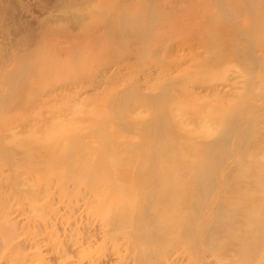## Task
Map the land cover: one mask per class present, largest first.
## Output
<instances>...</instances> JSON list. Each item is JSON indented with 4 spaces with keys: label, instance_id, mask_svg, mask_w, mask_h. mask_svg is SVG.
I'll return each instance as SVG.
<instances>
[{
    "label": "rangeland",
    "instance_id": "obj_1",
    "mask_svg": "<svg viewBox=\"0 0 264 264\" xmlns=\"http://www.w3.org/2000/svg\"><path fill=\"white\" fill-rule=\"evenodd\" d=\"M212 185L206 202L264 194V0H0V264H264L249 245L176 246L174 205L142 207L152 190Z\"/></svg>",
    "mask_w": 264,
    "mask_h": 264
},
{
    "label": "bare ground",
    "instance_id": "obj_2",
    "mask_svg": "<svg viewBox=\"0 0 264 264\" xmlns=\"http://www.w3.org/2000/svg\"><path fill=\"white\" fill-rule=\"evenodd\" d=\"M166 2H170V0H166ZM173 3H174V1H173ZM163 5H165V3L163 2ZM222 5H225L224 3L222 4ZM221 5V6H222ZM229 6H230V4H229ZM227 7H228V5H227ZM147 9V8H146ZM164 9V8H163ZM145 10V9H144ZM165 10V9H164ZM239 10V9H238ZM123 11V10H122ZM149 11V10H148ZM147 11V12H148ZM143 12V11H142ZM147 12H145L146 14H149L150 15V17L152 16V17H154L155 18V20H156V18H159V19H162L164 16H162V14H164L165 13V11H163V10H156V9H153L150 13H147ZM190 12V11H189ZM119 13V12H118ZM144 13V12H143ZM193 13V12H192ZM239 13V12H238ZM238 13H236V14H238ZM116 15V14H115ZM142 15V14H141ZM144 15V14H143ZM142 15V16H143ZM161 15V16H160ZM190 15V17H191V14H189ZM230 15V14H229ZM109 16V15H108ZM108 16H107V18H108ZM111 16V15H110ZM125 16H126V14H125ZM166 16V15H165ZM197 16H199V15H197ZM230 16H232V13H231V15ZM235 16H237V15H235ZM114 17V16H113ZM134 17H135V15H134ZM161 17V18H160ZM168 17V16H167ZM167 17H165V18H167ZM125 18V17H124ZM142 18V17H141ZM143 18L144 19H146L144 16H143ZM143 18H142V21L141 22H143ZM148 18V17H147ZM189 18V17H188ZM198 18V17H197ZM201 18V17H200ZM109 19V18H108ZM114 19V18H113ZM164 19V18H163ZM192 19H194V17L192 18ZM110 20H111V18H110ZM126 20H127V18H126ZM158 20V19H157ZM180 20V19H179ZM201 20V19H200ZM107 21V20H106ZM139 21V20H138ZM146 21V20H145ZM144 21V22H145ZM168 21V20H167ZM183 21V20H182ZM113 22V21H112ZM143 22V23H144ZM152 22H153V20H152ZM152 22L150 23V24H152ZM155 22V21H154ZM159 22H160V20H159ZM180 22V21H179ZM178 22V23H179ZM111 23V22H110ZM140 23V22H139ZM143 23H141L140 25H142ZM147 24H149V22H146ZM108 24V23H107ZM112 24V23H111ZM126 24H127V21H126ZM129 24H130V22H129ZM134 25V24H133ZM139 25V24H138ZM137 25V26H138ZM145 25V24H144ZM124 26V25H123ZM130 26H132V25H130ZM129 26V28H132V27H130ZM143 26V25H142ZM135 27V26H134ZM139 27V26H138ZM159 28V27H158ZM136 29V28H135ZM134 29V30H135ZM160 29V28H159ZM196 29V28H195ZM120 30H121V27H120ZM138 30V31H137ZM139 30L140 29H136V31L137 32H139ZM190 30H192L191 28H190ZM143 31V30H142ZM141 31V33H138V34H136L137 35V37H140V35L141 36H144V34L142 35V32ZM145 31H148V30H145ZM107 32V31H106ZM193 32V31H192ZM116 33V32H115ZM125 33V32H124ZM148 32H145V34L146 35H149V34H147ZM156 33V32H155ZM107 34V33H106ZM140 34V35H139ZM109 35H111V34H109ZM132 35V34H131ZM158 35V34H157ZM157 35H156V37H157ZM161 35V34H160ZM164 36V35H163ZM106 37H108V36H106ZM146 37V36H145ZM111 38H112V36H111ZM111 38H109L110 40H112ZM164 38V37H163ZM163 38H160L159 37V39H161V40H155V42L156 41H160V47H162V48H159V54H157V56H159L158 58H161L162 56H161V54H165L166 53V50L168 49H166L165 48V46H163L164 44L162 43V39ZM139 39V38H138ZM141 39H143L142 37H141ZM166 39V38H165ZM113 40H115V39H113ZM154 42V41H153ZM156 44H158V42L156 43ZM76 47V46H75ZM75 47H72L73 49L75 48ZM65 48V47H64ZM63 48V49H64ZM165 50V51H164ZM165 52V53H164ZM44 55V54H43ZM100 58V57H99ZM102 58V57H101ZM84 59H86V54H85V57H84ZM163 60V59H162ZM108 61V60H107ZM111 61V60H110ZM86 62V61H85ZM106 62V61H105ZM106 64H107V62H106ZM109 64V63H108ZM169 64V63H168ZM111 65H112V63H111ZM169 65H171V64H169ZM41 66V65H40ZM105 66V65H104ZM104 66H102V67H104ZM113 66V65H112ZM168 66V65H167ZM38 67V66H37ZM47 67V66H46ZM99 68L98 69H100V66H98ZM110 66H106V68H105V70H107L108 68H109ZM38 68H40V67H38ZM43 68V67H42ZM48 68V67H47ZM46 68V69H47ZM54 68V67H53ZM167 68V67H166ZM49 69V68H48ZM47 69V70H48ZM59 69V68H58ZM67 69V68H66ZM76 69V68H75ZM78 69V68H77ZM80 69H81V67H80ZM103 69V68H102ZM110 69H112V68H110ZM38 70V69H37ZM44 70V73H45V69H43ZM74 70V69H73ZM109 70V69H108ZM107 70V71H108ZM170 70V69H169ZM54 71V70H53ZM56 71H57V69H56ZM59 71V70H58ZM80 71V70H79ZM111 71V70H110ZM163 71V70H162ZM167 71H168V69H167ZM39 72H40V77L42 76V74H41V72L42 71H40V69H39ZM48 72V71H47ZM46 72V73H47ZM55 72V71H54ZM98 72V71H97ZM105 72V71H104ZM164 72V71H163ZM162 72V73H163ZM51 73H52V71H51ZM76 73V72H75ZM99 73V72H98ZM160 73V72H159ZM54 74H58V73H54ZM53 73H52V76L54 75ZM88 74V73H87ZM102 74V73H101ZM107 74V73H106ZM150 74V73H149ZM166 74V73H165ZM49 75V74H48ZM47 75V77H51L50 75L48 76ZM82 75V74H81ZM83 76V75H82ZM105 76V75H104ZM103 76V77H104ZM165 76V75H164ZM45 77H46V75H45ZM85 77V76H84ZM31 79V78H30ZM72 79V78H71ZM74 79V78H73ZM167 79V78H166ZM69 80H70V78H69ZM76 79H74V81H75ZM65 81H66V79H65ZM71 81V84H73V85H75V83H72V80H70ZM80 81V80H79ZM67 82V81H66ZM69 82V81H68ZM78 82V81H77ZM95 82V81H94ZM65 83V82H64ZM29 84V83H28ZM67 84V87L68 86H70V82H69V85H68V83H66ZM91 84V83H90ZM174 84V83H173ZM209 84V83H208ZM62 85V84H61ZM168 85V84H167ZM228 85H230V83L229 84H227V86ZM72 86V85H71ZM96 86V85H95ZM169 86V85H168ZM59 87V86H58ZM65 87V86H64ZM93 87V86H92ZM167 88V87H166ZM65 89V88H64ZM69 89H70V87H69ZM165 90V89H164ZM163 90V91H164ZM180 90V89H179ZM217 90V89H216ZM133 91V90H132ZM140 91V90H139ZM182 91V90H181ZM52 92V91H51ZM50 92V93H51ZM168 93H169V91H167ZM137 93V92H136ZM181 93V92H180ZM48 94V93H47ZM55 94V93H54ZM53 95V94H52ZM121 95V94H120ZM135 95V94H134ZM155 95V92H154V94H152V95H150V97L154 100V99H156L157 97L156 96H158L157 94H156V96H154ZM161 95H164V94H161L160 93V96ZM168 95V94H167ZM51 96V95H50ZM118 96V95H117ZM140 96V95H139ZM52 97V96H51ZM50 97V98H51ZM141 97V96H140ZM162 97V96H161ZM163 98V97H162ZM161 98V99H162ZM113 99H115V98H113ZM141 99V98H140ZM104 100V99H103ZM139 100V99H138ZM146 100V99H145ZM163 100V99H162ZM105 102H106V100H104ZM111 101H112V99H111ZM140 101V100H139ZM108 102H110V101H108ZM107 102V103H108ZM146 102H148L147 100H146ZM145 102V103H146ZM163 102V101H162ZM113 103V102H112ZM149 103V102H148ZM150 103H152V102H150ZM135 104V103H134ZM133 104V105H134ZM111 105V104H110ZM132 105V106H133ZM135 105H138V104H135ZM134 105V106H135ZM144 104L142 103V106H143ZM140 106H141V103H140ZM139 106V107H140ZM133 108V107H132ZM141 108V107H140ZM163 108H164V106H163ZM143 109V108H142ZM128 110H130V109H128ZM164 111V110H163ZM166 111V110H165ZM164 113V112H163ZM130 114V113H129ZM126 115V114H125ZM167 116V115H166ZM123 118V117H122ZM128 119H129V117H128ZM134 119H135V117H134ZM133 119V120H134ZM136 120V119H135ZM148 120H146V122H147ZM137 122V121H136ZM145 122V121H144ZM160 124H162V125H164V122L163 121H160L159 122ZM137 124H141V122H139V123H137ZM142 124H144V123H142ZM105 125V124H104ZM118 125V124H117ZM167 125V124H166ZM127 126H129V125H127ZM146 126V125H145ZM130 127V126H129ZM128 127V128H129ZM112 128V127H111ZM133 128V127H132ZM129 129H131V127L129 128ZM167 129V128H166ZM135 130V129H134ZM142 130V129H141ZM117 131H118V129H117ZM116 131V132H117ZM143 131V130H142ZM114 133V132H113ZM165 133H166V131H162V129H160V131H157L156 132V134L158 135V138L159 137H163V136H166L165 135ZM117 133H115V135H116ZM135 134H137V133H135ZM82 135V134H81ZM108 136H113L114 137V135H110V133L109 134H107ZM131 135V134H130ZM80 136V135H79ZM78 136V137H79ZM83 136V135H82ZM82 136H80V137H82ZM146 136V135H145ZM137 137V136H136ZM167 138H168V136H166ZM165 137V138H166ZM74 138V137H73ZM106 138V136L103 138V140ZM111 138V140H113L114 138H112V137H110ZM77 139V138H76ZM139 139V138H138ZM107 140H108V138H107ZM110 139H109V143L108 142H106L107 144H105L104 142V144L105 145H109V144H112L113 143V141L110 143V141H111ZM119 139H117V140H115L114 139V144H116V145H118L119 146V144H123V141H122V143L120 142V141H118ZM125 140V139H124ZM126 140H127V138H126ZM130 140V139H129ZM149 140V139H148ZM164 140V139H163ZM104 141H106V140H104ZM138 140H136V142L134 143V147H133V149H131L132 150V152H134V155H133V157H135V155L137 156V154H135V152H138V151H141V149L143 148H145V144L143 145V143L142 144H140V142L138 143L137 142ZM153 141H154V139H153ZM132 141H130V143H131ZM127 143H129V142H127ZM127 143H124L123 144V146L124 145H127ZM130 143H129V146H130ZM162 143H163V141H162ZM113 144V145H114ZM132 144V143H131ZM149 144H150V141H149ZM112 145V146H113ZM154 145V144H153ZM106 146V147H107ZM115 146V145H114ZM102 147H104V146H102L101 145V147L100 148H102ZM106 147H104V148H106ZM109 147V146H108ZM111 147V146H110ZM116 147V146H115ZM122 147V146H121ZM126 147H128V146H126ZM119 148H120V146H119ZM125 148V147H124ZM107 149V148H106ZM105 149V150H106ZM113 149H114V147H113ZM145 149H147V148H145ZM157 149V148H156ZM163 149H166V148H164L163 147ZM84 150V149H83ZM108 150V149H107ZM106 150V151H107ZM116 150V149H115ZM126 150V149H125ZM85 151V150H84ZM111 151H112V148H111ZM145 151V150H144ZM166 151V150H165ZM117 152V151H116ZM127 152V151H126ZM153 152H155V150H153ZM160 152V151H159ZM158 152V153H159ZM162 152V151H161ZM160 152V153H161ZM168 152V151H167ZM119 153V152H118ZM117 153V154H118ZM124 153V152H123ZM165 154H166V152H164ZM163 152L161 153V155L162 154H164ZM169 153V152H168ZM73 153H71V155H72ZM85 154V153H84ZM84 154H82L83 156H84ZM122 154V153H121ZM125 154H127V153H125ZM124 154V155H125ZM141 154V153H140ZM154 154V153H153ZM164 154V155H165ZM71 155H67V156H70L71 157ZM138 155H139V152H138ZM151 155V154H150ZM163 155V156H164ZM120 156V155H119ZM159 156L160 155H158L157 157L159 158ZM51 157H54V160L55 161H61V160H65L67 157H65V156H55V155H52ZM62 157H64V158H62ZM149 157V156H148ZM84 158V160L86 159V157L84 156L83 157ZM123 158V157H122ZM154 158V157H153ZM131 159H132V157H131ZM134 159H136V158H134ZM151 159H152V157H151ZM128 160H130L129 158H128ZM112 161V160H111ZM115 161V160H114ZM86 162V161H85ZM85 162H80L81 163V166H79V169H81V168H83V169H81V170H84V171H86V164H85ZM116 162H117V160H116ZM137 162V161H136ZM147 162V161H146ZM149 162H150V160H149ZM152 162V161H151ZM151 162L149 163V164H151ZM154 162V161H153ZM152 162V163H153ZM130 163H132V162H130ZM135 163V162H134ZM143 163V162H142ZM107 164H109L108 162H107ZM114 164V163H113ZM124 164V163H123ZM128 164H129V161H128ZM148 164V163H147ZM146 164V165H147ZM59 165V164H58ZM79 165V164H78ZM78 165H76L77 167H78ZM115 165V164H114ZM120 165H122L121 163H120ZM155 165V164H154ZM153 165V166H154ZM110 166H113V165H110ZM125 166H126V164H125ZM137 166V165H136ZM151 166V165H150ZM157 166H158V164H157ZM152 167V166H151ZM127 168V167H126ZM164 168V167H163ZM167 168V167H166ZM166 168H165V170H166ZM114 172H112V174H113ZM114 174H116V173H114ZM249 179V178H248ZM157 180H159V182L162 180L163 182L164 181H166V177L163 175L162 176V179H160L159 177H157ZM222 186H224V185H222ZM214 187V185H212V186H210L209 188H207V189H204V188H202V187H199V186H197V188L195 187V189H194V191H193V189H192V191H189L185 196H184V198H183V200H182V193H181V190H182V188L183 187H181V188H179V190L178 189H175V191L173 190H170V191H168V190H165V191H161L160 189H158V191H149L148 193H146V197L144 198L145 200L143 201L144 203H143V208H150V206H151V204H152V199H153V197H155V196H160V203L161 204H164V205H169V206H173L174 205V207H175V209L177 210V211H169V215H170V219L172 218V221L171 222H166V227H165V222L164 223H162V224H160L159 225V227H160V230H162V229H164V227L166 228V230H167V232L169 233V235L171 234V233H173L174 231H176V234H178V237L180 236L181 238H174V237H172V239H170V240H173L172 241V244H174V245H176V246H178V245H180L179 243H177V242H182V241H184V242H186L188 245L190 244L191 245V247L192 248H197L198 246H199V244H200V241L201 242H204V244L206 245V248H205V250H207L208 252L206 253V255L208 256V255H214L215 256V254L217 255V257H222L223 256V253H227V252H233V251H236V252H238V253H241L242 252V249H244V247L246 246V245H249L250 247H251V249L252 250H255V251H257V250H259L260 248H263L264 249V211L263 212H260V211H256L255 209H257L258 207H259V205L258 204H254V202H260L261 203V205H263L264 206V194H262V195H259V194H254V193H252V192H248V191H245V192H243L241 195H240V193L239 192H236V193H234L233 194V196H232V198L230 197V198H228L229 200H227V199H224V202H218L217 200H214V199H212L211 201H209V202H206L208 199H209V195L211 196L212 194H210L211 193V191L212 190H210V189H212ZM227 188V187H226ZM142 189V188H141ZM223 189V188H222ZM160 192H161V194H160ZM190 194H195V195H198V197L200 198V196H204L205 198L203 199V200H200V201H198V199L196 200V201H192V200H186V197L187 196H189ZM243 195H250V201L247 203V204H245L246 205V208H244V207H242V196ZM228 197V196H227ZM201 199V198H200ZM214 200V201H213ZM183 209L185 210V209H189V212H187V213H190L189 215H187V216H180V213H181V211H183ZM184 212H186V210L184 211ZM149 214V212L147 211V210H145V215L147 216V223L148 224H152L153 225V227L152 228H150V232H149V234H155V230H154V226L156 225L153 221L152 222H150V220H151V217H150V214ZM143 215V214H142ZM145 218V217H144ZM154 218V217H153ZM146 219V218H145ZM158 220V219H157ZM170 221V220H169ZM147 226V225H146ZM181 227L180 229H177V227ZM158 227V226H157ZM162 228V229H161ZM144 229V228H143ZM156 229V228H155ZM157 229H159V228H157ZM156 229V231H158ZM177 229V230H176ZM242 230L244 231V233L242 232ZM142 231L143 230H139V233H142ZM144 231H146V230H144ZM161 233H162V231H161ZM181 233V234H180ZM221 233H224V234H226V237H224L223 239L221 238V240H216L214 237H215V234H221ZM147 234V233H146ZM159 233H157V235H158ZM180 234V235H179ZM223 234V235H224ZM243 234H248V235H250V236H252V239L251 240H249V241H247V242H243L242 241V235ZM181 235H183V236H181ZM186 235V236H185ZM201 235H204V239H202L201 240ZM147 236V235H146ZM166 236V235H165ZM173 236V235H172ZM155 237H158V236H155ZM159 237L161 238V234L159 235ZM158 237V238H159ZM168 237V236H167ZM158 240H160V239H158ZM162 240H166L165 238L164 239H162L161 238V243H163V241ZM168 240H169V238H168ZM156 241H157V238H156ZM159 243H160V241H158ZM189 245V246H190ZM176 248L173 246V248H172V251L173 250H175ZM222 250V251H221ZM200 251V250H199ZM219 251H221V252H219ZM205 252L206 251H204L203 249L201 250V254H203L204 256H205ZM167 262V261H166Z\"/></svg>",
    "mask_w": 264,
    "mask_h": 264
}]
</instances>
